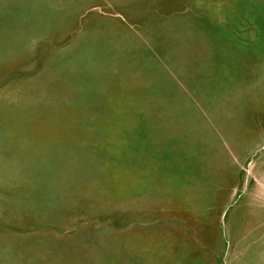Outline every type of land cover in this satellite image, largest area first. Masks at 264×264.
I'll use <instances>...</instances> for the list:
<instances>
[{
	"label": "rangeland",
	"instance_id": "1",
	"mask_svg": "<svg viewBox=\"0 0 264 264\" xmlns=\"http://www.w3.org/2000/svg\"><path fill=\"white\" fill-rule=\"evenodd\" d=\"M0 264H264V0H0Z\"/></svg>",
	"mask_w": 264,
	"mask_h": 264
}]
</instances>
